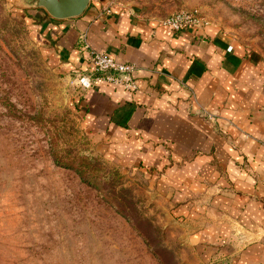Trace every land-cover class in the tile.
Listing matches in <instances>:
<instances>
[{"label": "crops", "instance_id": "1", "mask_svg": "<svg viewBox=\"0 0 264 264\" xmlns=\"http://www.w3.org/2000/svg\"><path fill=\"white\" fill-rule=\"evenodd\" d=\"M27 12L75 82L93 71L91 50L138 67L136 92L83 91L87 114L146 174L201 264H264V71L249 50L214 24L174 32L129 4L91 1L67 20Z\"/></svg>", "mask_w": 264, "mask_h": 264}, {"label": "rangeland", "instance_id": "2", "mask_svg": "<svg viewBox=\"0 0 264 264\" xmlns=\"http://www.w3.org/2000/svg\"><path fill=\"white\" fill-rule=\"evenodd\" d=\"M27 1L0 0V264H201L146 174L93 125ZM91 1L160 20L196 10L264 71V0ZM75 159L90 163L87 179L67 167ZM247 232L233 236L245 245Z\"/></svg>", "mask_w": 264, "mask_h": 264}, {"label": "built area", "instance_id": "3", "mask_svg": "<svg viewBox=\"0 0 264 264\" xmlns=\"http://www.w3.org/2000/svg\"><path fill=\"white\" fill-rule=\"evenodd\" d=\"M161 24L174 32H181L186 29L201 30L209 25L196 10L179 11L171 14L162 19ZM90 60L93 71L90 74L78 75L77 77L76 84L81 90H91L100 83L120 87L130 92H136L139 89L136 76L140 70L136 65L117 62L107 54L96 50L90 51ZM242 233L239 231V234ZM248 240L250 239L248 238L247 242Z\"/></svg>", "mask_w": 264, "mask_h": 264}, {"label": "water", "instance_id": "4", "mask_svg": "<svg viewBox=\"0 0 264 264\" xmlns=\"http://www.w3.org/2000/svg\"><path fill=\"white\" fill-rule=\"evenodd\" d=\"M28 6L45 10L56 20H67L82 16L91 0H29Z\"/></svg>", "mask_w": 264, "mask_h": 264}, {"label": "trees", "instance_id": "5", "mask_svg": "<svg viewBox=\"0 0 264 264\" xmlns=\"http://www.w3.org/2000/svg\"><path fill=\"white\" fill-rule=\"evenodd\" d=\"M67 167L73 169L81 178L87 179L90 163L87 159H75V162L68 164Z\"/></svg>", "mask_w": 264, "mask_h": 264}]
</instances>
